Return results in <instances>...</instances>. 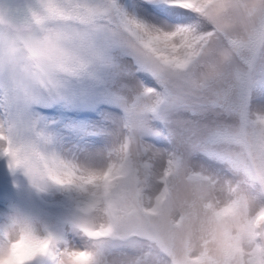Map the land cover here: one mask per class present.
Listing matches in <instances>:
<instances>
[{
  "label": "clouds",
  "instance_id": "clouds-1",
  "mask_svg": "<svg viewBox=\"0 0 264 264\" xmlns=\"http://www.w3.org/2000/svg\"><path fill=\"white\" fill-rule=\"evenodd\" d=\"M185 4L182 11L199 18L202 35L145 24L120 12L110 0H36L26 20L0 14V74L21 98L34 96L62 78L84 74L95 55L96 34L102 26L114 25L153 71L169 80L185 70V93L206 96L228 82L231 60L264 45V40L255 39L264 32V0ZM192 40L198 41L195 54L189 49ZM146 95L154 98L150 89ZM139 110V105L129 108V135L101 167H78L45 140L0 130V156L33 186L70 188L82 198L77 208L79 229L90 248L58 250L53 264H96L94 245L114 236H130L135 242L115 264H226V255L233 250L242 251L246 261L255 247L264 248V237L252 241L243 232L248 222L264 220V204L257 207L250 195L253 184L264 189V115L246 121L233 137L238 169L233 184L176 173L165 187L140 179L138 146L132 139ZM106 174L110 181H105ZM162 194L163 201L157 203ZM256 230L264 233V223ZM54 243L23 222L10 224L0 229V264H34ZM231 264H241L238 254Z\"/></svg>",
  "mask_w": 264,
  "mask_h": 264
},
{
  "label": "rangeland",
  "instance_id": "rangeland-1",
  "mask_svg": "<svg viewBox=\"0 0 264 264\" xmlns=\"http://www.w3.org/2000/svg\"><path fill=\"white\" fill-rule=\"evenodd\" d=\"M110 2L145 24L160 26L164 21L167 27L172 24L197 36L203 34V25L194 14L185 12L180 17L184 22L173 23L141 7L160 6L161 0ZM35 6L36 0H0V14L26 20L28 10ZM152 16L157 21L149 22ZM102 29L93 41L95 55L90 66L78 77L62 78L54 87L21 98L0 74V130L45 140L82 168L79 164L89 156L96 158V150L102 147L109 150L111 158L116 144L129 135V108L139 105L132 139L138 146L144 184L151 178L166 187L168 178L176 173L204 182L233 184L238 171L233 137L246 121L264 115V45L230 61L225 86L206 96L191 97L184 91L185 70L165 80L130 50L114 25ZM149 89L154 97L151 100L146 95ZM250 195L257 207L264 204V189L253 184ZM81 199L70 188L33 186L22 171L9 165L7 157L0 156V229L23 222L55 242L34 264H53L58 250L90 248L79 229ZM44 222L54 230L49 231ZM134 246L130 236L101 240L94 245L96 264H115Z\"/></svg>",
  "mask_w": 264,
  "mask_h": 264
},
{
  "label": "snow or ice",
  "instance_id": "snow-or-ice-1",
  "mask_svg": "<svg viewBox=\"0 0 264 264\" xmlns=\"http://www.w3.org/2000/svg\"><path fill=\"white\" fill-rule=\"evenodd\" d=\"M169 4H174L177 6H167ZM187 6L185 4V0H163L162 4L160 6L155 7H149L147 5H142L141 7L148 13L153 14L155 16L170 20L173 23H182L184 22L180 17L185 13V11H182V8ZM186 40L189 39L188 37L185 38ZM255 39L264 40V32L258 33ZM197 40H192V43L189 45L190 51L194 50L195 44L197 43ZM192 54H195L194 51H192ZM183 66V65H179ZM167 175V173H166ZM264 175V173H262ZM105 181H110L112 179L111 176L108 174L104 177ZM164 199V195L162 194L158 200L157 203L162 202ZM261 223H264V220H261L260 217L257 218L256 223L253 224L252 222H248L243 227V232L249 237L250 240L255 241L257 239H261L264 237V233L258 232L256 230L257 226ZM228 235H231V232L229 230ZM240 256L241 264H264V248L257 246L255 247L249 254L248 259L245 261L243 259L244 253L237 252L236 250H233L229 252L226 255V264H231L232 259L236 255Z\"/></svg>",
  "mask_w": 264,
  "mask_h": 264
},
{
  "label": "bare ground",
  "instance_id": "bare-ground-1",
  "mask_svg": "<svg viewBox=\"0 0 264 264\" xmlns=\"http://www.w3.org/2000/svg\"><path fill=\"white\" fill-rule=\"evenodd\" d=\"M142 12V11H141ZM145 16V15H144ZM146 17V16H145ZM144 17V18H145ZM148 20V19H147ZM150 20V21H149ZM149 22H154V21H157V18L152 16L151 18H149ZM143 22V21H142ZM145 22V21H144ZM158 24V23H156ZM152 25V24H151ZM153 26V25H152ZM160 26H166L167 27V24L163 21H161V24ZM175 26V25H173ZM172 24H168V27H173ZM179 27V26H178ZM175 28V27H173ZM115 131H117V129L115 128ZM115 136V135H114ZM111 138V137H110ZM110 140V139H109ZM114 143V142H113ZM115 145V144H114ZM98 152V155L96 156V158H91L89 159L88 155L87 157L88 158H85L79 165L82 166V168H92V167H100V164L104 163L106 160L110 159L108 158V154L110 152H108L109 150L106 148V147H102L101 150H96ZM159 158V157H158ZM158 161V160H157ZM155 171H153L154 173ZM154 179V178H153ZM153 183V180L150 178L149 179V182L147 185H151ZM44 226L48 228L49 231L51 230H54V226H51V227H48V224L46 222H44ZM52 234V233H51Z\"/></svg>",
  "mask_w": 264,
  "mask_h": 264
}]
</instances>
